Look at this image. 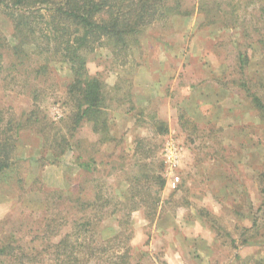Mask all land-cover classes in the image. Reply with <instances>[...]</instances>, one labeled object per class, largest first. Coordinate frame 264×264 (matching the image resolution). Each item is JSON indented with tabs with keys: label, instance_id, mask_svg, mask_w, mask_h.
Returning <instances> with one entry per match:
<instances>
[{
	"label": "rangeland",
	"instance_id": "374dc122",
	"mask_svg": "<svg viewBox=\"0 0 264 264\" xmlns=\"http://www.w3.org/2000/svg\"><path fill=\"white\" fill-rule=\"evenodd\" d=\"M198 1L186 0V3L192 6ZM203 22L204 17L196 11L192 17L172 19L168 25L154 24L142 35L141 46L133 49L126 65L115 64L107 48L98 49L88 62L90 73L105 79L115 123L113 135L118 140L95 152L93 143L97 136L91 125H84L76 135L84 156L101 162L91 171L99 182L85 185V189L91 188L87 198L104 178V191L123 198L127 184L119 182V171L111 163L131 151L138 136L152 140L146 149L151 148L159 155L162 141L166 144L174 141L182 149L178 169L182 185L167 196L163 193L158 213L174 215L183 227L169 233L168 225L158 228L155 222L151 224L144 211L134 213L127 228L131 234V264H264V215L256 213L262 203L263 183L259 174L264 172V123L239 87L244 76L238 70L239 54L249 50L251 62L247 72L254 78L253 83L258 82L253 90L264 98V53L252 29L248 30L251 37L244 38L242 28L203 27ZM0 29L13 42L12 23L1 13ZM53 76L48 84L53 87L49 88L43 105L56 120L69 111L63 103L70 75L66 67L57 66ZM5 90L0 81V108H11L18 116L32 108L30 96L20 88L16 92ZM133 105L139 109L134 114L143 110L142 119L148 122L149 115L159 113L169 123L170 134L163 140L160 136L154 137L148 125H138L134 115L127 113ZM181 107L197 122L198 130L190 125L179 135ZM209 153L216 158L212 163L208 161ZM17 155L25 160L21 170L25 187L23 190L14 187L8 195L0 192V245L11 242L36 254L48 246L47 224L51 219L58 220L54 227L65 234L70 231L65 222L71 217L81 219L82 214H78L72 203L58 202L57 195L48 201L45 194L31 192L35 180L41 178L48 188L70 193L78 184H84L88 176L77 166L75 151L55 165L41 161L43 142L32 132L21 134ZM102 161L109 164L102 166ZM207 210L216 226L207 217L200 216ZM254 213L259 217L260 230L251 229L247 237L257 232L263 237L256 245L245 246L241 234L244 227L252 226ZM195 217L202 222L194 225ZM109 222L106 228H103L105 225L97 228L100 237L116 229V224ZM59 239L52 237L51 240ZM89 247L84 244V248ZM112 247L93 245V249L108 251L98 252L91 263L111 264ZM54 257V254H43L33 259L37 261L35 264H43ZM3 264L15 263L12 259H3Z\"/></svg>",
	"mask_w": 264,
	"mask_h": 264
},
{
	"label": "trees",
	"instance_id": "16d2710c",
	"mask_svg": "<svg viewBox=\"0 0 264 264\" xmlns=\"http://www.w3.org/2000/svg\"><path fill=\"white\" fill-rule=\"evenodd\" d=\"M196 11L204 17L203 27L242 28L244 38L251 37L248 30L252 29L258 35L257 45L264 53V0H199L192 6H188L186 0H0V13L13 26V42L0 29L1 85L5 91L16 92L20 88L32 100V108L20 116L14 114L11 108H0V192L8 195L14 187L19 190L25 187L21 175L25 160L17 155L19 139L24 132L41 137L44 153L41 161L47 160V164L55 165L75 151L77 166L88 176L84 184H78L70 193L48 188L41 178H37L31 192L45 194L48 201L57 195L58 202L72 203L82 217H71L70 221H66L65 226L69 225L70 231L65 234H60L61 230L54 227L58 220L51 219L47 224L48 246L36 254L28 253L19 245L15 247L11 242L3 243L0 245V264H3V259H12L15 264H35L37 261L33 258L36 260L43 254L55 256L43 264H92L98 252L108 251L93 249L96 243L99 247L114 246V253L109 259L111 264H131V234L127 228L133 214L144 211L151 224L160 216L158 208L168 185L164 159L166 143L162 141L159 144V155L151 148L146 149L147 143L152 140L138 136L131 151L113 159L112 168L119 171V182L127 184L123 198L117 193L104 191L105 178L104 182L93 187L91 196L86 197L91 188L85 189V185L94 184L98 179L92 172L101 162L84 156L76 135L84 125H91L92 132L97 136L93 143L95 152L118 140L113 135L115 123L105 79L98 74L92 75L88 62L98 49L107 48L115 64L126 65L133 49L141 46V37L149 27L158 23L168 25L176 17H192ZM250 62L249 50L239 54L238 70L244 76V81H239V87L264 123V98L253 90V85L258 82L253 83L254 78L247 72ZM57 66L66 67L70 75L63 103L69 111L54 120L43 103L47 100L49 88L53 87L48 84L54 79ZM135 111L139 109L133 105L127 113L134 115L138 125L151 127L154 137L160 136L164 140L170 134L169 123L159 113L149 115V123L147 119H142L143 110L138 114H134ZM179 112V135L184 134L190 125L198 130L197 122L182 107ZM104 164L108 165L109 161H102V166ZM259 177L263 183L262 203L256 213L264 215V172ZM235 212L239 214V211ZM256 213L252 215V226L244 227L241 234L245 246L256 245L263 237L259 232L247 237L251 229L260 230ZM200 216L207 217L216 226L210 211H202ZM107 221L116 224V229L112 228V232L106 235L103 232L100 237L97 228L99 225L106 228ZM52 237L60 239L54 242ZM86 243L90 245L88 249L84 248ZM239 257L236 256L237 259Z\"/></svg>",
	"mask_w": 264,
	"mask_h": 264
},
{
	"label": "built area",
	"instance_id": "2783aa9c",
	"mask_svg": "<svg viewBox=\"0 0 264 264\" xmlns=\"http://www.w3.org/2000/svg\"><path fill=\"white\" fill-rule=\"evenodd\" d=\"M164 159L166 163L165 175L168 179V185L172 190L179 189L181 176L178 173L179 165L182 163V149L174 141L165 145Z\"/></svg>",
	"mask_w": 264,
	"mask_h": 264
},
{
	"label": "crops",
	"instance_id": "0c3cea01",
	"mask_svg": "<svg viewBox=\"0 0 264 264\" xmlns=\"http://www.w3.org/2000/svg\"><path fill=\"white\" fill-rule=\"evenodd\" d=\"M221 127V126H220ZM219 128V127H218ZM221 136V135H220ZM168 138H170V137H168ZM168 138H166V139H168ZM215 152V151H214ZM211 153H209V155H210ZM208 161H211V163H212V161H215L216 160V158H214L213 157V155L211 154L209 157H208ZM218 159V158H217ZM219 159H221V158H219ZM200 164H203V162L202 163H200ZM204 165V164H203ZM166 192V193H165ZM170 192H174L171 188H170V186L169 185H167L166 186V188H165V190H164V194H166V196L168 195V194H170ZM162 200H163V197H162ZM137 213V212H136ZM164 213V212H163ZM176 219H175V217H174V215L173 216H171L170 214H168V215H166L165 213L164 214H160V216H159V218L155 221V223H156V226L159 228V227H164V226H166V225H168V227H167V232H169V233H174V232H176V230L178 229V228H181V227H183V225H181L179 222H177V220L175 221ZM193 222H194V225H196V224H199V223H201L202 221L200 220V219H196V217H195V219L193 220ZM192 229H190L189 231H191ZM200 230V229H199ZM202 248V247H201ZM203 249H206L205 247L203 248Z\"/></svg>",
	"mask_w": 264,
	"mask_h": 264
}]
</instances>
